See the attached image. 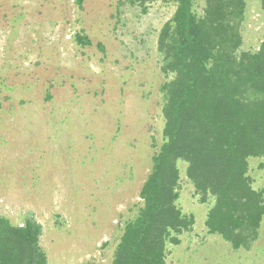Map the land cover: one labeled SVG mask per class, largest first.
<instances>
[{"label": "rangeland", "instance_id": "1", "mask_svg": "<svg viewBox=\"0 0 264 264\" xmlns=\"http://www.w3.org/2000/svg\"><path fill=\"white\" fill-rule=\"evenodd\" d=\"M205 0H195L201 15ZM177 5L147 13L129 0H0V216H33L50 264H111L121 232L163 143L158 37ZM77 34L88 38L80 44ZM241 51L264 40L260 0H247ZM263 160V161H262ZM258 161V162H257ZM262 161V162H261ZM250 175L264 191V158ZM261 162V163H260ZM179 206L195 225L169 245L167 264H264V221L250 251L205 225L180 162Z\"/></svg>", "mask_w": 264, "mask_h": 264}, {"label": "trees", "instance_id": "2", "mask_svg": "<svg viewBox=\"0 0 264 264\" xmlns=\"http://www.w3.org/2000/svg\"><path fill=\"white\" fill-rule=\"evenodd\" d=\"M147 13L156 0H129ZM177 9L162 27L158 51L163 83V143L144 182L142 206L127 221L111 264H167L169 245L195 225L179 206L180 162L199 200L212 204L205 225L233 250L260 239L264 191L250 175L251 158L264 157V40L241 51L247 0H172ZM85 0H76L82 8ZM264 16V0H260ZM83 45L88 38L77 34ZM33 216L21 225L0 216V264H50Z\"/></svg>", "mask_w": 264, "mask_h": 264}, {"label": "crops", "instance_id": "3", "mask_svg": "<svg viewBox=\"0 0 264 264\" xmlns=\"http://www.w3.org/2000/svg\"><path fill=\"white\" fill-rule=\"evenodd\" d=\"M263 158H264V157H263ZM262 161H263V160H262ZM262 161H261V162H262ZM257 162H258V161H257ZM261 162H260V163H261Z\"/></svg>", "mask_w": 264, "mask_h": 264}]
</instances>
